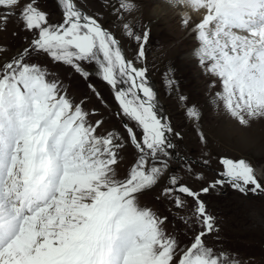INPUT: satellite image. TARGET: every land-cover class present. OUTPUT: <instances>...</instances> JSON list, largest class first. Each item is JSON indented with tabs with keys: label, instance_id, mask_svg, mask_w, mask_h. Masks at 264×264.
<instances>
[{
	"label": "snow or ice",
	"instance_id": "6c2138e0",
	"mask_svg": "<svg viewBox=\"0 0 264 264\" xmlns=\"http://www.w3.org/2000/svg\"><path fill=\"white\" fill-rule=\"evenodd\" d=\"M169 2L202 11L195 26V57L221 83L216 99L225 111L242 125L264 117V0ZM58 4L63 20L53 24L39 0H0V23L18 17L34 37L0 64V264H235L226 253L206 246L214 218L200 195L225 183L241 193H264V184L245 160L226 157L220 161L221 178L199 193L172 177L175 187L165 192L192 197L202 226L181 247L165 230L168 218L138 202L139 194L157 184L167 169L166 160L149 166V158L167 157L173 147L167 136L172 128L157 115L147 69L128 60L114 35L74 0ZM133 9L131 0H119L113 11L119 19ZM123 28L143 41L137 53L143 59L148 31L136 35L127 22ZM32 52L85 77L90 73L81 62L95 63L121 113L142 130L138 138L133 127L125 126L139 152L126 178L118 179L113 167L123 147L119 136L98 135L102 121L89 123L88 113L58 81L49 80L39 64L27 62ZM187 115L198 119L200 113L193 106ZM174 202L184 207L179 196Z\"/></svg>",
	"mask_w": 264,
	"mask_h": 264
},
{
	"label": "rangeland",
	"instance_id": "374dc122",
	"mask_svg": "<svg viewBox=\"0 0 264 264\" xmlns=\"http://www.w3.org/2000/svg\"><path fill=\"white\" fill-rule=\"evenodd\" d=\"M75 1L83 11L114 33L127 57L137 66L147 69V76L156 88L165 119H162V114L157 115L171 126L172 132L167 136L173 147L167 149V157L161 154L155 162L149 158V166L152 163L158 166L166 160L167 169L157 184L139 194L138 202L156 215L167 217L165 230L184 247L191 242L197 230H202V226L195 217L196 204L192 197L175 191L165 192L175 187L171 178L175 177L178 183L187 184L199 193L221 178L218 173L224 168L220 161L226 157L245 160L264 184V117L250 119L247 125H242L225 111L223 102L215 103L216 93L222 91L221 83H206L204 79L209 74L201 65L186 62L188 54L195 49L192 39L185 42L191 35L192 24H182L167 10H160L155 15L159 0H131L134 9L119 19L113 11L119 0ZM39 7L48 13L50 23H62V10L57 0H39ZM125 22L134 26L136 35L145 30L149 33L143 59L137 55L143 41L125 33ZM33 38L23 29L18 17H10L6 24L0 23V64L21 53ZM27 62H40V66L50 74L49 80L58 81L73 103L82 105L88 113L89 123L102 121L98 135L112 133L119 136L123 147L118 150V162L113 167L118 179L126 178L130 171L128 167L131 168L139 158V152L131 144L122 120L126 119L136 128L138 138H142V130L121 113L114 90L97 76L95 63L81 62V67L90 73L85 77L73 67L53 61L43 53L32 52ZM193 106L200 113L198 119L187 115V110ZM218 107L223 109L222 112H212ZM192 158L202 164L194 163ZM257 171L261 174L258 175ZM176 196L184 201L183 208L176 207ZM200 199L207 213L214 218V231L204 237L206 246L224 248L213 249L217 253L227 251L224 253L235 264H264V197L257 192L241 193L225 183L208 193H201ZM186 220L187 224L184 223Z\"/></svg>",
	"mask_w": 264,
	"mask_h": 264
},
{
	"label": "bare ground",
	"instance_id": "6f19581e",
	"mask_svg": "<svg viewBox=\"0 0 264 264\" xmlns=\"http://www.w3.org/2000/svg\"><path fill=\"white\" fill-rule=\"evenodd\" d=\"M57 2H58V0H57ZM158 2V1H157ZM159 6H157L156 8H155V10H154V14L156 15V14H158V12L160 11V10H167L168 12H170V13H173L174 14V16L176 17V19H177V17L180 19V21H181V23H182V21L184 20V19H188V23L187 24H185L186 26L187 25H189V24H192L191 26H192V32H191V35H189L188 36V38L186 39V41L185 42H187V41H189V39H192L194 42H195V48L197 47V40L195 39V26H196V24L197 23H199V21L202 19V11H195V10H193L192 8H190V7H188V6H173L172 4H170V2H169V0H159ZM84 12V11H83ZM168 15V14H167ZM170 15V14H169ZM174 18V17H173ZM182 24H184V23H182ZM184 27V26H183ZM195 50V49H194ZM194 50L193 51H191L189 54H188V56L186 57V62H189V61H191V62H197L198 63V61H197V59H196V57H195V52H194ZM195 64V63H194ZM186 67V66H185ZM202 67V66H201ZM203 68V67H202ZM97 72H98V70H97ZM173 80V79H172ZM147 81H148V85L153 89V91L155 92V93H157L156 92V88H155V86L153 85V83L150 81V78H148V76H147ZM204 81H206V83L209 81H211V82H213V83H217V84H220V82H219V80H218V78H216V77H213V76H211V75H209L208 76V78L207 79H204ZM185 82V81H184ZM119 87H126L125 85H119ZM157 101V100H156ZM211 101V100H210ZM219 101L215 98V103H218ZM157 103V102H156ZM222 108H219L218 107V109H216V110H214L213 111V109H212V112H215V114L216 113H220V111L222 112ZM156 111H157V114L159 113H164L165 114V111L162 109V105L160 104V102L159 103H157V107H156ZM217 111H219V112H217ZM221 115V114H220ZM162 119H165L164 117H163V114H162ZM257 174L258 175H260L261 173H260V171H257Z\"/></svg>",
	"mask_w": 264,
	"mask_h": 264
},
{
	"label": "water",
	"instance_id": "95a60500",
	"mask_svg": "<svg viewBox=\"0 0 264 264\" xmlns=\"http://www.w3.org/2000/svg\"><path fill=\"white\" fill-rule=\"evenodd\" d=\"M77 7H78V6H77ZM118 42H119V41H118ZM120 47H121L123 53L125 54L123 47H122L121 45H120ZM125 56H126V54H125ZM126 58H127V57H126ZM156 100H157L156 102L159 103V102H158V99H157V93H156Z\"/></svg>",
	"mask_w": 264,
	"mask_h": 264
}]
</instances>
